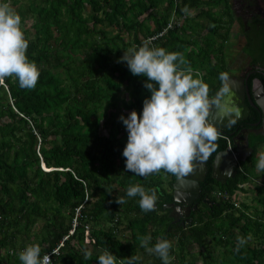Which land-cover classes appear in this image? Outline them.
<instances>
[{
	"label": "trees",
	"instance_id": "1",
	"mask_svg": "<svg viewBox=\"0 0 264 264\" xmlns=\"http://www.w3.org/2000/svg\"><path fill=\"white\" fill-rule=\"evenodd\" d=\"M227 1L6 0L22 22L31 19L33 35L22 28L40 76L33 90L20 88L13 77L0 84V264H21L23 240L35 244L37 238L41 257L58 248L52 264H97L105 250L117 264H127L133 254L141 257L136 264H162L140 246L147 236L149 246L171 242V264H197L192 245L202 264H264V218L248 213L256 206L221 198L205 210L198 207L185 225L173 222L164 206L172 198L163 186L162 173L168 172L144 177L125 171L122 155L128 131L120 117L132 110L142 114L151 93L147 78L133 75L120 57L149 40L150 47L180 53L181 68L205 82L211 98L224 73L222 48L233 21ZM252 35L245 49L256 45ZM215 144L213 153L226 140L218 136ZM254 164L253 156L243 162L244 172ZM245 173L217 188L244 192L250 181ZM130 185L155 192L154 211H142L138 196H126ZM212 190L204 188L208 200ZM254 190L252 199L264 206V186ZM117 196L126 203H116ZM39 220L41 227L33 229ZM212 229L216 241L209 238ZM238 237L247 243L237 251ZM218 249L219 261L213 255Z\"/></svg>",
	"mask_w": 264,
	"mask_h": 264
},
{
	"label": "clouds",
	"instance_id": "2",
	"mask_svg": "<svg viewBox=\"0 0 264 264\" xmlns=\"http://www.w3.org/2000/svg\"><path fill=\"white\" fill-rule=\"evenodd\" d=\"M163 32L148 38L154 40ZM150 44V40L144 41L139 48L133 46L125 50L120 57L133 75L147 78L144 87L151 93L143 102L142 114L132 110L128 116L120 117L128 131V142L122 153L126 160L125 171L147 177L163 169L182 180L193 174L197 164L204 163L216 149L219 133L209 120L214 102L209 98L208 85L194 78L190 69L181 68L185 61L180 53L150 47ZM28 47L21 16L10 3L0 0V84L13 77L18 80L20 88L35 89L40 70L28 59ZM220 78L221 81L228 79L226 73ZM255 168L264 172V152L258 154ZM223 194L221 192L217 197L230 198L225 192ZM126 196H138L144 212L155 210V192L149 193L140 185H130ZM116 203L122 205L126 199L117 196ZM150 241L151 236L141 237L140 246L150 255L159 257L162 264H171V242L160 239L149 246ZM246 243L247 239L238 237L237 251ZM56 254L53 251L51 255L41 257L40 245L29 244L19 252L18 258L21 264H52V256ZM91 257L92 252L85 250L84 258ZM140 259L139 255L133 254L127 264H136ZM97 264H117V259L105 250L98 256Z\"/></svg>",
	"mask_w": 264,
	"mask_h": 264
},
{
	"label": "flooded vegetation",
	"instance_id": "3",
	"mask_svg": "<svg viewBox=\"0 0 264 264\" xmlns=\"http://www.w3.org/2000/svg\"><path fill=\"white\" fill-rule=\"evenodd\" d=\"M227 5L230 8L233 21L230 33L224 40L225 65L221 66L220 69L227 74L232 83L235 84L241 81L242 84L243 82L242 89L246 85L245 93L249 91L252 99L256 103L259 101L260 106L251 107L248 117L235 122L230 128H217L219 132L230 137L231 150L226 143L225 147L215 153L212 152L204 163L197 164L193 174L182 180H178L176 176L170 173H164L165 178L162 176L172 195L171 200L166 204L164 203L165 211L168 210L171 221L180 222V224L184 225L193 220V213L198 207L201 210H205V205L209 206L210 200L208 201L207 197L203 195L205 187L213 186L211 196L214 198L211 201L217 202L219 198L216 191L227 193V191L219 190L217 185L226 184L233 180L238 175V172L245 173L242 163L251 159L252 156L255 157L259 153L264 152V0H228ZM255 33L261 39L256 42L255 46H252V49H245L247 41L252 39L250 38L251 36L255 37V35H252ZM232 51L236 52L232 53ZM227 54L229 55L227 56ZM240 55L243 58H248L245 64L241 62L242 58L238 59ZM219 87L220 84L216 87L210 100L214 99L213 96ZM231 99L237 100V97L233 95V98H229V100ZM244 101L247 102V99H244ZM245 130L249 134V148H244V153H241V156L246 158L244 161L235 159L237 162V166L234 168L236 173L234 169H230L227 171L229 176L226 177L224 168L213 167V159L217 152L225 148L230 151L234 150L236 153L237 146L241 147V144L244 143V134L237 136V133ZM248 153H250L249 156ZM227 164L230 165L231 162L228 161ZM232 174L234 175L232 176ZM174 188H176L177 192L176 197L174 196ZM174 198L184 202L174 201Z\"/></svg>",
	"mask_w": 264,
	"mask_h": 264
},
{
	"label": "water",
	"instance_id": "4",
	"mask_svg": "<svg viewBox=\"0 0 264 264\" xmlns=\"http://www.w3.org/2000/svg\"><path fill=\"white\" fill-rule=\"evenodd\" d=\"M225 85H227V89H230L234 93V95L237 97V100L234 99L229 100V98H233V95L229 94L227 90H225ZM242 87H243V82L242 84L241 81L236 82L234 84L231 82L229 77L226 81H221L219 89L216 91L215 95L213 96L214 99H212V101L214 103L209 113V120L211 123H213L216 126V128L218 129L230 128L232 124L239 121L240 119L247 118L251 107L255 108L256 105L260 104L259 101H257L256 103L252 99V95L249 93V91L245 93V89L247 87L246 85L243 89ZM244 99H247V102H245ZM242 133L244 134L243 137L244 143L241 144V147L237 146V151L235 153V156L239 161L245 160L246 157H242L241 153L242 154L244 153L243 152L244 148H249V144H248L249 134L246 130L244 132L238 131L237 136H239ZM249 154L250 153H248V156ZM228 161L231 162L230 165L227 164ZM236 166H237V162L234 160L233 154L228 148H225L217 152L213 159V167L224 168L226 172V174L224 172V175H226V177L229 176V174H227V171H229L230 169H234ZM234 172L236 173L235 169ZM233 175L234 174H232V176ZM176 195H177L176 188H174V196L176 197ZM174 201L182 202V203L184 202L183 200H178L176 198H174ZM210 203L215 204V202L211 200L209 201V205Z\"/></svg>",
	"mask_w": 264,
	"mask_h": 264
},
{
	"label": "rangeland",
	"instance_id": "5",
	"mask_svg": "<svg viewBox=\"0 0 264 264\" xmlns=\"http://www.w3.org/2000/svg\"><path fill=\"white\" fill-rule=\"evenodd\" d=\"M88 11V10H87ZM30 22H31V19L30 18H25L24 19V22H22V25H25V27H27V28H29V36L31 35H33V29H31V27H30ZM197 22V21H196ZM198 24H200V22H197ZM195 27V26H194ZM107 28V30H108V33H111L112 32V29L113 28H111V27H106ZM113 33H114V30H113ZM201 33L203 34V35H206L207 34V31H205V30H203V31H201ZM209 35H208V37H210L209 38V41L210 42H212V43H214V38H213V35H211L210 33H208ZM207 37V36H206ZM206 37H204V36H202V38H205L206 39ZM255 39H257V40H260L261 38H259V37H257V38H255ZM223 51H222V54L224 53V44H223ZM236 51H232V53H235ZM225 55H226V50H225ZM229 54H227V56H228ZM242 58V59H241ZM238 59H241V62L242 63H244L245 64V62L248 60V58L247 57H244L243 58V56L242 55H240V56H238ZM218 63L220 64V60L218 61ZM4 84V83H3ZM107 131H105L104 133H106ZM257 157H258V155H256L255 157H254V165H256V161H257ZM254 170H256L255 168H254ZM256 172V171H255ZM252 174L254 175V176H256V174L254 173V172H252ZM162 176H163V178H165L164 177V173H162ZM262 177L264 176V173L261 175ZM255 185V184H254ZM163 186L164 187H167V184L163 181ZM231 194V195H230ZM227 195H230V198L232 199V200H234V201H237V202H243V203H248V202H250V203H253V206H256L257 208L256 209H251L248 213H249V215L252 217V218H255V217H263L264 218V215H262V213L260 212L263 208H264V206L263 205H260V204H258V203H256L252 198H253V188L248 192V193H241V192H239V191H234V192H232V193H226L225 194V196H227ZM258 204V205H257ZM256 210V211H255ZM41 224H42V222L39 220L37 223H36V225L33 227V229H36V226H39V227H41ZM215 229H212L211 230V232H210V239L211 240H213V241H216V239L218 238V236H219V234L217 233V232H214L213 233V231H214ZM33 238H35V237H33ZM33 238H30V239H33ZM209 238H208V240H209ZM38 239V238H37ZM37 239H33V242H36L35 244H37ZM29 240L28 239H25V240H23V242L24 243H26V246H28L29 244H33V243H29L28 242ZM250 241H252V240H250ZM263 242H264V239L262 240ZM253 243V242H252ZM192 248H193V250H192V252H193V254H192V257H193V260L194 261H196V263L197 264H202V260H201V255L199 254V253H197L195 250H197L198 248H197V246L196 245H192ZM222 248V247H221ZM221 251V249H218L217 251H215V252H213V255L215 256V258L219 261L220 260V258H221V256H222V253L220 252ZM189 257V256H188ZM226 258V257H225ZM189 260H192V258H191V256L188 258Z\"/></svg>",
	"mask_w": 264,
	"mask_h": 264
},
{
	"label": "crops",
	"instance_id": "6",
	"mask_svg": "<svg viewBox=\"0 0 264 264\" xmlns=\"http://www.w3.org/2000/svg\"><path fill=\"white\" fill-rule=\"evenodd\" d=\"M227 92L229 93V94H232V95H234L233 94V92L230 90V89H227ZM254 158V157H253ZM254 168H255V165L252 167V172H254L255 174H256V176H254L253 174H252V172L250 171V172H246V174L248 175V177H249V179L248 180H250V181H248V182H245L244 183V185H243V188H244V192H241V191H239V192H241V193H248L252 188H253V191H254V193H253V196H254V194H255V191L256 190H254L255 189V187H256V184L257 185H259L258 183H257V181L259 180V181H262V182H264V176L262 177L261 175L264 173V172H258L257 170H254ZM256 169V168H255ZM256 171V172H255ZM255 184V185H254ZM167 189H168V187H167ZM170 191V190H169ZM261 191H262V189H261ZM257 192V191H256ZM248 204H251V205H253V203H248ZM252 208H250V210H251ZM249 210V211H250ZM208 241V240H207ZM210 241V240H209ZM208 241V242H209Z\"/></svg>",
	"mask_w": 264,
	"mask_h": 264
},
{
	"label": "built area",
	"instance_id": "7",
	"mask_svg": "<svg viewBox=\"0 0 264 264\" xmlns=\"http://www.w3.org/2000/svg\"><path fill=\"white\" fill-rule=\"evenodd\" d=\"M218 133H219V137H222V138H225V140H226V143H227V146L229 147V149L231 150V141H230V138L227 136V135H225V134H222L221 132H219L218 131ZM232 152V154H233V158H234V160L236 159V156H235V151L233 150V151H231ZM258 183H260V184H262L263 186H264V183L263 182H261V181H257ZM217 195H221V192H217ZM222 195H224L223 193H222ZM237 202H234V205L235 206H237ZM86 227H87V225H86ZM53 251H55L56 253L58 252V248L56 247V248H54V249H52V251L51 252H48V253H45V254H49V255H51V253L53 252ZM43 257V256H42Z\"/></svg>",
	"mask_w": 264,
	"mask_h": 264
}]
</instances>
